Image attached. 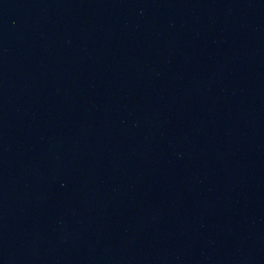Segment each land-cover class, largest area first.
Returning a JSON list of instances; mask_svg holds the SVG:
<instances>
[{
	"label": "water",
	"instance_id": "obj_1",
	"mask_svg": "<svg viewBox=\"0 0 264 264\" xmlns=\"http://www.w3.org/2000/svg\"><path fill=\"white\" fill-rule=\"evenodd\" d=\"M0 264H264V0H0Z\"/></svg>",
	"mask_w": 264,
	"mask_h": 264
}]
</instances>
